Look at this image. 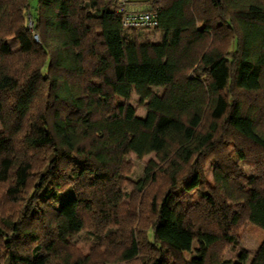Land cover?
<instances>
[{"label": "trees", "instance_id": "obj_1", "mask_svg": "<svg viewBox=\"0 0 264 264\" xmlns=\"http://www.w3.org/2000/svg\"><path fill=\"white\" fill-rule=\"evenodd\" d=\"M0 126V264H264V0H0Z\"/></svg>", "mask_w": 264, "mask_h": 264}, {"label": "rangeland", "instance_id": "obj_2", "mask_svg": "<svg viewBox=\"0 0 264 264\" xmlns=\"http://www.w3.org/2000/svg\"><path fill=\"white\" fill-rule=\"evenodd\" d=\"M37 2L38 0H30V4L32 6V9L34 10L37 6ZM150 39L154 42H159L161 40V35L159 34H153L150 33ZM12 49H17L18 45L15 42H11L10 43ZM119 102H123L122 99H118ZM132 105L138 109V97L136 95H133L132 97ZM144 111L141 109H138V115L143 117L144 116ZM0 130H1V126H0ZM155 160L156 157L155 155H150L146 158H144L141 161H138L137 159L133 158L134 160V169H135V173L134 176L136 177V179L142 174L143 169L145 167V165L150 161V160ZM207 179L208 182L210 184H213V177L211 174V169L209 170V173L207 175ZM183 195V194H182ZM193 199H197L196 194L193 195ZM240 240H241V247L242 249H246L251 253H254L258 247L260 246V244H262L264 242V231L258 229L255 226H252L250 224H246L242 230L240 231L239 234ZM82 241H81V247H83V249L85 250V252H88L91 246V240L90 237L85 236L84 234L81 235ZM237 253L234 250H226V258L227 259H234L236 257ZM191 255H186V258H190Z\"/></svg>", "mask_w": 264, "mask_h": 264}, {"label": "built area", "instance_id": "obj_3", "mask_svg": "<svg viewBox=\"0 0 264 264\" xmlns=\"http://www.w3.org/2000/svg\"><path fill=\"white\" fill-rule=\"evenodd\" d=\"M123 5L129 4L132 0H120ZM32 26V22H30ZM125 28L136 29H155L159 25V19L156 13L146 11L129 12L123 23Z\"/></svg>", "mask_w": 264, "mask_h": 264}]
</instances>
